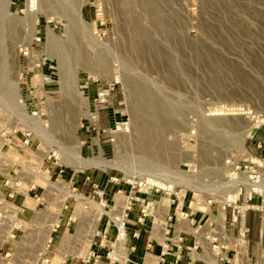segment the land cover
<instances>
[{
    "label": "rangeland",
    "instance_id": "1",
    "mask_svg": "<svg viewBox=\"0 0 264 264\" xmlns=\"http://www.w3.org/2000/svg\"><path fill=\"white\" fill-rule=\"evenodd\" d=\"M40 73L52 79L42 115L48 127L33 123L46 128L44 137L39 133L45 141L33 135L28 148L40 158L59 146H79L81 156L120 164L165 189L176 185L186 211L198 216L221 211L232 181L258 175L264 182V0H0V128L15 141L23 126L17 99L40 85ZM98 93L108 102L98 104ZM147 100L160 110L172 144L160 156L144 150L136 133L153 120ZM54 116L65 134L52 126ZM150 143L161 145L158 138ZM74 168L59 160L53 178L75 177L82 189L85 176L96 174L111 204L134 178L120 167ZM62 200L59 193L30 202L12 256L0 251V264H38L46 221ZM67 204L61 218L77 206L72 198ZM59 233L46 250L50 256L67 253L73 241L80 244L73 254L88 255L81 223Z\"/></svg>",
    "mask_w": 264,
    "mask_h": 264
},
{
    "label": "built area",
    "instance_id": "2",
    "mask_svg": "<svg viewBox=\"0 0 264 264\" xmlns=\"http://www.w3.org/2000/svg\"><path fill=\"white\" fill-rule=\"evenodd\" d=\"M39 78L40 85L29 88L28 93L19 95L18 100L22 110L29 116L42 119L47 96L45 86L52 79L48 73H40ZM97 101L98 104L107 103L105 93H98ZM20 123L23 126L20 129L22 139L19 141L12 139V133L0 128V182L6 190L0 195V232L5 234L0 251L7 250L5 257L12 256L13 241L25 229L24 225H18L22 215L30 208V202L43 201L45 197L50 199L61 193L62 206L56 214L48 216L49 221L45 224L46 231L48 226L51 229L50 239L38 255V264H51L53 256L46 250L52 245L53 234L59 235L61 229L65 234L71 230L72 223L77 221L85 227L87 233L85 240L90 243L88 255L73 254L72 250H77L80 245L73 241L69 246L70 251L64 254L60 264H68V261L82 264H209L215 253L212 246L220 245L218 235L222 236L220 239L225 243L221 244L216 264H264V247L260 242L251 248L247 236L250 228L245 224L247 211L256 210L260 213L261 225H264L263 192L252 190L247 193L246 187L241 186L242 199L238 196L237 200L227 203L224 207L225 215L220 220L221 216L212 211L199 216L198 213L187 212L185 197L177 191V187L169 190L147 178L134 177L129 180V190L118 189L111 204L106 189L91 175L85 176L82 189L76 184L75 177L69 183L53 178L58 170L55 171V165L59 159L52 153L40 158L34 153L38 149H28L33 145L32 136L37 134ZM23 147H26L28 154L21 149ZM259 147H263L262 143ZM53 158L56 161H52ZM253 172L256 174V169ZM43 177L48 178L46 184L39 182ZM110 178V182L117 180L115 176ZM256 179L259 181L258 175ZM84 186L91 190L83 192ZM242 189H245L244 193ZM42 190L41 196L39 193ZM256 196L261 199L259 203L253 202ZM69 198L77 206L72 209L69 217L61 218L63 208L69 207ZM123 203L125 207L120 217ZM93 205H97V209ZM227 208H230L229 212ZM130 214L134 216L132 219ZM219 224L223 233H217ZM112 225L115 226L113 237ZM235 227L237 234L231 236L229 231ZM12 228H15V232L11 235L9 231H13ZM209 233L214 239H208Z\"/></svg>",
    "mask_w": 264,
    "mask_h": 264
},
{
    "label": "bare ground",
    "instance_id": "3",
    "mask_svg": "<svg viewBox=\"0 0 264 264\" xmlns=\"http://www.w3.org/2000/svg\"><path fill=\"white\" fill-rule=\"evenodd\" d=\"M2 97H0V98H2ZM46 97H49V96L47 95ZM18 99H17V104H16L18 106V108H16V109L17 110L19 109L17 115L18 116H21V118H19L20 122H22L26 126H28L29 129H32L37 134V136L41 139L42 137H44L43 134H46L45 132L47 130H46V128L41 127V126H38L37 129H34L33 123L35 121H39L41 124H43V125H45L47 127H48V125L45 122H43V120L40 117L29 116L25 111H23L22 108H21L22 106L20 107V104H19L20 101ZM145 102H146V108L148 109V112L150 113L149 116H151L153 120H151L150 122H147V123L143 124L142 125V128H140L138 130V132H136L137 129H135V132L137 134L140 133V137H139L140 138V141H141L140 143H141V147L144 148V150H146L147 152L154 153L156 156H160L162 154V152H161L160 149L161 148H165V146H169L170 147V146H172V144L169 143L168 140L166 139L167 138V130L161 124L160 114H159L160 113V110L157 108V106L155 104L152 103V101L147 100ZM52 126L55 127L56 129L64 130V132H62V133L65 134V130L66 129L62 125L61 120L58 117L54 116V118L52 120ZM141 129H143V131L145 130L144 131L145 132L144 134L142 133V130ZM146 132L148 134H146ZM39 133H41L42 137L39 136ZM49 138L51 139L52 137L50 136ZM152 138L153 139L158 138L161 141V145L159 146V148H154L153 147L154 145H152L150 143V140ZM51 140H54V139H51ZM43 141H45V138L43 139ZM41 144L42 143H40L39 147L41 146ZM78 147L64 149V148H62V146L61 147L59 146V149L58 150H56V149H53V150L50 149L48 151V155H50V153H52L53 155H55L61 161H62V159L68 160V162L73 163V166L75 167L74 168L75 170L77 169V167L78 168L83 167V166L84 167H93V166H98L99 167V166H103L104 165V166H110V167H120V168H123L125 170V172L127 173V176H130L132 178L134 177V173L132 172L131 169H127L126 167L121 166L120 164H116V163L115 164H108V162H106V161L104 162V161H102L99 158H86L83 155L81 156L80 155L81 153H79L80 150H78ZM250 177L251 178H246V179H243V180H240V181H237V180L232 181V184H233V185H231L232 189H230L229 190V193L226 194L227 196L226 195L224 196V197H226V199H225L226 202L223 204V207L221 208V211L218 212V214L221 216L220 217V220L225 215V208H224L225 207V204L227 202H231V201H234V200H237L238 199V197H236V198L234 197L233 198L231 193L239 185H245V187H246V189H247L248 192L249 191L251 192L252 190H257V191H260L261 190V191H264V182L261 181V178H260L261 176H259V181L257 179L254 180V178H257V176L251 175ZM47 179L48 178L43 177L42 179L39 180V182L41 184H46L47 183V181H46ZM148 180L154 182L153 179H148ZM154 183L158 184V182H154ZM159 186L163 187L161 184ZM166 186H168L167 189L173 190V188L176 185H172V186L171 185H166ZM239 192H240V190H239ZM118 203H121V202H118ZM124 207H125V205L123 203L122 210L120 211V214H119L120 217H122V215H123V208ZM209 207H211L210 204L207 205V208H209ZM29 209H32V208L30 207ZM25 223L26 222H25L24 218H20L19 225L18 226H21V225L22 226L23 225L25 226ZM221 228L222 227L219 224V226L217 228L218 229L217 230V233H223V230ZM12 230L13 231H9V234H11V235L14 234L13 232H15V228H12ZM50 231H51V229L48 226V229H47L46 234L44 236L43 247H46L48 245L47 243H48V240L50 239V235H49ZM208 235H209L208 236V239L209 240L214 239L212 234L209 233ZM220 237H222V236L221 235H218V240L220 241L219 242L220 245H216L214 247L212 246V249H214L213 252H215V253L213 255L214 258H211L209 264H216V256L220 252L221 244L225 243L223 241V239H220ZM4 238H5V234H3V235L0 234V243L2 242V240ZM208 243H209V241H208ZM207 254H208V252H207ZM61 260H62V257H61ZM51 263H53V262H51Z\"/></svg>",
    "mask_w": 264,
    "mask_h": 264
},
{
    "label": "crops",
    "instance_id": "4",
    "mask_svg": "<svg viewBox=\"0 0 264 264\" xmlns=\"http://www.w3.org/2000/svg\"><path fill=\"white\" fill-rule=\"evenodd\" d=\"M261 154L263 155V152ZM92 176L94 178H97L96 174L92 175ZM261 192L264 193V191H261ZM238 193H237V197H238ZM260 200H261L260 197L256 196L254 198L253 202L259 203ZM245 224L250 228V232L248 233L247 236H248V239L250 240L251 248L253 249L255 244L256 243H260V242H261L262 246L264 247V225L263 226L261 225L260 213L258 211H256V210L247 211L246 218H245ZM262 229H263V233L261 232ZM229 233H230L231 236H236L237 227L231 228ZM61 257H62V260H61ZM64 257H65L64 253H61V254L60 253L59 254L56 253L53 256V259H52L53 263H51V264H60L63 261ZM56 259L57 260L59 259V261H58L59 263L57 261L55 262ZM68 264H82V263L75 262V261H68Z\"/></svg>",
    "mask_w": 264,
    "mask_h": 264
}]
</instances>
